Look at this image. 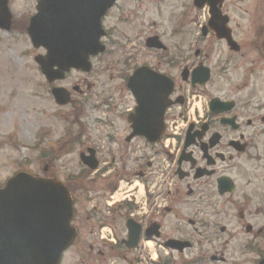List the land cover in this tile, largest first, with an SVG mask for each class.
<instances>
[{
	"label": "flooded vegetation",
	"instance_id": "obj_1",
	"mask_svg": "<svg viewBox=\"0 0 264 264\" xmlns=\"http://www.w3.org/2000/svg\"><path fill=\"white\" fill-rule=\"evenodd\" d=\"M41 2L42 0H5L6 10H4L2 19H0V31L6 34L17 35L19 39L31 45L27 29L29 28L31 19L38 14ZM61 2L63 1L50 2L55 16L52 14L48 17L43 16L39 19L38 24L39 26H50L54 20V28L67 27L66 37L61 36L55 38L52 34L49 36L43 32L44 37L41 39L50 40L49 43L56 42L57 40H70L77 44H89L91 20L95 18L90 14V11L97 13L100 4L103 3L105 5L106 0H67L64 3L65 6L62 5L59 7V3ZM120 5L124 6L126 10L120 12L119 17L132 22L130 24L128 22L121 24L127 28L122 33L124 44L129 43L135 47L142 43L145 45L152 38L159 40L163 45V50L160 51L163 53V58H161L160 63L162 70L153 66H142L151 68V72L160 73L163 77L167 76L171 78L174 88L170 99L174 102L180 101L182 102L181 105L185 106L186 103H189L191 94L195 98L201 93V87L197 85L191 86L185 79L186 77L188 79L191 72L199 65L207 67L203 62L199 61L202 58L198 56H201L202 52L200 50L195 51L194 57L196 59H192L191 54L184 55L181 61L185 64L180 66L178 78L177 76H172L165 70V68L169 67L165 56V53H167L165 35H157L151 31L154 24L148 11L149 7L153 6V11L155 9L157 12L162 13L165 11V9L162 10V6L165 7V0H115L107 12L98 20L100 22V29L104 33V35L100 36V43L105 46L103 54L107 52V42L111 39L110 33L108 32L109 27L107 28L109 24L108 20L111 18V13L115 10L118 8L124 9ZM191 5L192 8L190 7V9L192 10L190 11L194 12L197 18L199 17V21L197 20L195 22L197 31L201 32V28L203 29L204 27H222L229 29L233 36V29L230 25L232 21L228 15L230 4L228 6L226 0H223L220 4L218 0H199L197 8H195L194 0H189V6ZM58 7L65 8L67 11L66 14L59 13ZM211 8L217 15L216 20L213 22L209 20L208 16V11ZM200 13L206 14L203 19ZM199 14L200 16H198ZM262 14L263 19L260 18V24H264V12ZM95 19L97 20V16ZM186 23H184L185 26ZM261 26H263L264 30V25ZM64 33L62 32V34ZM208 39H215L214 33L211 31L207 32V36L204 38L200 36L195 38L194 44L198 45ZM259 40L258 44L256 43L259 50L253 47L254 51L257 50L258 52L254 58L264 68V34ZM242 50L243 47L239 45V52L235 54L242 55V53L240 54ZM249 50L247 48V51ZM34 51H36L35 56L40 57V60H46L48 58L47 49L41 47L34 49ZM148 51L150 53L158 52ZM247 56L248 53L247 55L241 56L244 63ZM98 57H89V60L92 62L98 60ZM74 59L78 60V57ZM79 59H84V57ZM255 65L256 63L253 65L249 64L242 70L241 85H234V82L230 83L228 95L207 98L208 100L212 98L216 100L212 106V112L204 111L199 116V119L189 117L188 121L180 111L178 112V117H183V121L186 123L183 122L181 133L176 139L175 151L170 159V163L172 164L170 172L174 177V186L169 196L168 205L170 207L165 210V219L168 216L175 215L176 218H179L180 223L174 230L171 227V230L175 232V234H172L173 236L169 237L165 233L163 239L165 242H169L171 239L188 242L190 246L183 252L173 251L167 248L168 256L166 257V264H201L206 261H208V264H257L259 260L264 258V165L249 166L251 161L264 159V91L260 95L255 92V86L252 84L254 82L252 78L256 77L257 73H262H259ZM133 71L134 69L119 71L122 73L121 86L116 87L113 91L108 90L103 96L108 101L101 106L105 109V114L122 119L126 123V111H132L131 109H134V106L129 109L125 108L124 112H121L122 107H125L121 96L126 91V94L131 98L133 103L130 93L126 90V83ZM75 73L80 72L76 71ZM70 74L65 77L64 81L68 80ZM81 84L85 83L82 80H78V83L71 87L72 89H67L70 99L68 104L69 109L66 114H61L62 121L65 123V127H67L65 129V135L67 136L69 131H73V134L70 133L69 137L77 139L78 152L87 153L88 151H92L97 160L104 153L111 160L107 163L105 169L110 170V172L100 174L101 177L106 178L105 180H99L100 178L95 175L90 176L88 172L82 174L80 178L82 180L81 182L76 180V176L73 173H67L64 179L73 201L75 214L72 225L78 233L77 244L80 246L83 244L84 235L82 228L88 234L85 238L86 255L83 254L84 257H82V261L78 262V264H138L135 260L134 252L127 250L120 242L121 234H119L116 221L118 223L119 217L122 215V208L120 205L114 206L111 204L110 195L112 190L116 188V183L118 184L120 180H147L149 174L148 169L151 165L146 164L142 159H138L139 157H137L132 162V167L124 173L118 172L119 167L114 168L116 163L115 156L121 155L123 151L127 152L126 150L130 143L134 142L137 144L138 142H142V139L134 138L130 140L131 127L128 123L123 130V134H116L117 129L111 127L113 124L111 117L103 120L104 125L110 127L109 134L105 133L103 140L121 143V145L118 143L115 147V154L112 152L113 148L109 149L107 147L101 153L99 152L100 148L98 144L94 143L92 145L89 139V136H91L89 134L90 128L89 126L88 128L86 127L85 118L81 114L86 106L83 105L81 108V104L79 103L82 102H75L73 98L74 94L83 95L87 93L84 92L83 88H80ZM89 90L90 88L87 91ZM52 104L54 108L49 111V117L52 121L56 122L58 113L56 112L57 106L53 102ZM177 107L176 104H173L169 108V111H174ZM75 110L77 111L75 115L76 120L73 118ZM79 114L82 115L80 119ZM167 117L168 113L166 112L165 121ZM69 119H71V123L67 124ZM46 128L49 132L55 134L56 126L54 124L49 123L46 125ZM85 131H88L87 137ZM38 132L41 136V133H44L41 125L38 127ZM73 143L74 141L71 142V140L62 141L61 138L59 141L57 139L54 141L51 139L46 141L40 151L44 152L46 157L52 159L49 166L44 167V171H49V167H51V170L53 169L52 165L56 157L59 156L58 152L61 154L65 153L68 156V152L71 151ZM185 145L189 146L184 149ZM146 147L147 149L149 148L148 146ZM146 154H148L147 150ZM122 166L125 169V165L123 164ZM197 170H202L198 172V175H203L201 178L195 177ZM54 176L56 175L51 174V177ZM257 178L261 180L262 185L254 186L256 184L255 179ZM220 180L224 182L221 189H219ZM127 183L130 184V182ZM103 185H106L105 196L99 193L98 195L101 197H92L89 195V192H94L98 187ZM84 188L88 196L83 194ZM79 193L82 194L83 198L79 197ZM189 199L196 201V205L199 207L204 206V208H207V211H204L206 215H201L205 218L210 216L208 219L211 220V224L208 230H205L206 227L201 223V217L197 216L198 212L196 207L192 211L194 218L189 216L191 213L184 215L179 211V206L186 204ZM88 205H91L89 209L86 208ZM78 214H81V220L85 219L82 225L79 224L81 220H79L80 216ZM220 218L231 222L229 227L225 225H219L217 227V220ZM184 221L186 226L182 223ZM199 225L203 227V231ZM144 228H147V225L143 226ZM107 229H109L110 233L106 236L103 233ZM204 230L205 235L212 238L207 250L210 252L213 251L212 253L214 254L211 253L209 256L202 251L203 246L200 237ZM217 234L226 236L227 239L226 243L219 248H217L219 244ZM143 241L142 234L137 247ZM233 241H236V243H232ZM230 243L232 244L230 252H226V248ZM166 247L171 246L168 243ZM81 248L84 249V245ZM192 250L195 251L193 256L187 257L185 253ZM236 255L239 258H235Z\"/></svg>",
	"mask_w": 264,
	"mask_h": 264
},
{
	"label": "rangeland",
	"instance_id": "obj_2",
	"mask_svg": "<svg viewBox=\"0 0 264 264\" xmlns=\"http://www.w3.org/2000/svg\"><path fill=\"white\" fill-rule=\"evenodd\" d=\"M226 4H228V6L230 4L228 15L232 21L230 25L233 29V38L243 47L240 54L247 55L248 53L245 63L241 57L242 55H236L234 52L229 51L228 46H226L224 42H220L216 39H208L198 45L194 44L195 38L200 36V32L195 28V22L197 20L199 21V17L197 18L196 15H194L195 13L190 11L192 9H190L189 0H165V7L162 6V10L165 9V11L162 13L157 12L155 9L153 11V6L148 9L150 13L149 16L153 19L154 24L151 31L157 35H165V46L167 47L165 56L166 61L169 63V67L165 68V70L169 74L177 76L178 78L179 68L185 64L181 61L184 55L191 54V58L194 59V52L196 49L202 52L201 56H198L202 58L199 61L203 62L204 65L211 69L212 76L210 83L201 89L199 97L194 98L193 101L190 102L191 105H189V107L188 105L183 107L186 117L190 116L192 118L196 116L198 118L201 114V107L202 111L206 109L205 100H207V98L228 95L231 82H234V85H241L243 76L242 70L249 64L253 65L256 63L255 66L257 70L259 73L262 72L261 74L257 73L256 77L252 78L255 92L261 95L262 91H264V68L263 65L254 58V56H257V50H259L256 43L258 44V40L262 38L264 34L262 33L264 31L263 26H261L264 24H260L259 22L260 18L263 19L262 12H264V0H226ZM121 7L124 9L118 8L111 13L112 15L107 25V28L109 27L108 32L111 36V39L107 42V52L101 59L92 62L91 73L86 75L73 72L69 75L68 80L59 83L62 87L67 89L76 85L78 80H82V82L85 83L81 84L80 88H83L84 92L87 93L83 95L74 94L73 98L75 102L77 100L82 102L79 103L81 104V108L83 105L86 106L81 114L85 118L86 127L88 128L89 126L90 128L89 134L91 136H89V139L92 145L94 143L98 144L100 148L99 152L101 153L108 147L109 149L113 148L112 152L115 154V147L119 143L103 140V135L105 133L109 134L110 132V127H106L103 120L111 116L105 114V109L100 106V103L104 99H107L105 97L103 98V96L108 90L113 91L116 87L121 86L122 73L119 71L130 70L135 67H140L141 65L153 66L162 70L160 65L161 58H163L162 52L150 53L148 51L149 49L145 48L144 43L135 47L129 43L124 44L122 33L125 32L127 28L121 24L127 22L130 24L132 22L128 19L119 17L120 12L126 10L124 6ZM200 14L202 19L206 15L204 13ZM200 14L198 16H200ZM126 15L128 16L127 13ZM185 22H187L186 26L184 25ZM16 39L17 40H13L10 34L7 35L0 31V187H3L10 177L20 171H25L40 177L49 176L51 172L61 181H64L67 173H73L76 176V180L81 182L82 180H80V177L83 173L80 174L82 167L79 161L80 152L76 150L78 141L74 137L73 139L69 137V134H73V131H69L68 135L64 136L67 127H65V123L62 121L63 119L61 117V114H66L69 105L57 107L56 112L58 113L56 122L50 119L49 111L54 107L50 100L49 87L33 60L36 51L22 39H18V37ZM116 44L120 45L118 46ZM253 47L257 48V50L254 51ZM247 48L250 50L247 51ZM254 60H256V62H254ZM89 88L90 90L87 91ZM85 96L88 97L87 100L82 99ZM121 97L125 107H122L120 111L124 112L125 108L129 109L133 104L131 98L126 94V91ZM107 101L102 102V104L104 105ZM192 106L193 110H190ZM78 110H80V108H78ZM76 112L75 110L73 114L74 120H76ZM82 115H78L79 119ZM175 115H178V113L175 112ZM111 118L113 121L111 127L117 129L116 134H123L124 128L128 125L126 121L115 117ZM49 123L56 126L55 134L49 132L46 128V125ZM70 123L71 119H69L67 124ZM39 125L44 129V133H41L42 139L37 135ZM87 133L88 131H85L86 137ZM60 138H64L66 141H75L76 146L71 149L68 156L65 153L61 154L58 152L59 156L56 157L52 165L53 169L51 170V167H49V171H44V167L46 165L49 166L52 158H43L46 154L41 152L40 149L44 147L46 141L49 139L53 141L57 139V141H59ZM39 142L40 146H37L36 143ZM119 144L121 145V143ZM159 148L160 147L154 149V155L151 157L154 159V162L152 161L154 167L149 170L152 174V185L154 186L156 184L155 187L165 185V174H167L169 168L167 162V157L169 155L166 154V151L165 155L161 154V149ZM136 150L135 143H130L126 150L127 152L123 151L121 155L115 156V167L120 168L118 172L124 173L132 167V162L137 159V156H140ZM99 160L101 163L100 167H102L104 164L103 162L107 164L110 161V157L103 153L99 157ZM123 164L125 165V169L122 168ZM251 165L262 166L264 165V159L251 161L249 166ZM160 172H162L163 176L160 175ZM105 179L106 178L99 180ZM255 181L256 184L254 186L263 184L258 178L255 179ZM132 183L135 184V189L130 192L134 191V194L139 200L137 191L138 185H141L143 182L135 179ZM119 188L121 189L123 198L130 194V192H128L129 189L126 188L124 184L119 185ZM105 191L106 185H103L94 191L96 192L95 194L94 192H89V195L92 197H101L98 193L105 196ZM83 194L87 195L85 188ZM169 196L170 193L165 198V201L168 200ZM79 197L83 198L81 193H79ZM130 198L135 201L134 197ZM114 201L116 200L112 199L111 202ZM162 202L161 200L159 201L158 205H160V207L156 209L158 214L154 212L146 219L147 221L151 220L161 224V241L165 233L169 237L173 236L172 234H175V232L171 230V227L174 230L180 223L178 220L179 218H176L175 215L168 216L165 219L166 214ZM90 206L91 205H88L86 208L89 209ZM101 206L103 207L102 203ZM195 207L198 212L197 216L201 217V223L206 227L205 230H208L211 220L208 219L210 216L207 218L204 217L206 215L204 211H207V208H204V206L199 207L196 205V201H191V199H189L186 204L180 205L178 209L184 215L191 213L189 216L194 218L192 211ZM79 211L81 210L79 209ZM141 211H144V209ZM175 214L177 213L175 212ZM78 215L80 216L79 220H81V214ZM84 220L85 219L81 220L79 224H84ZM185 221L182 222L184 226H186ZM230 224L231 222L223 218L217 220V227L219 225L229 227ZM116 226L119 228L120 237H122L124 235V216L121 215L119 217L118 223L116 221ZM199 227L203 231V227L201 225H199ZM205 230L200 240L203 246L202 251L209 256L213 251H208L207 247L212 238L205 235ZM82 232L84 235L82 242L84 249L81 248L82 245L75 244V246L71 247L65 254L63 264H78V262L82 261V257H84L83 254L86 255L87 248L85 238L88 234L83 228ZM217 235L219 238L217 248H219L226 243L227 239L226 236ZM232 243H236V241ZM160 245L161 243L157 242L150 244L149 247L153 246L158 254H163V250L158 248ZM231 246L232 244L230 243L226 248V252H230ZM193 253H195V251L192 250L187 251L185 254L187 257H191ZM235 258H239V256L236 255ZM201 264H208V261L202 262Z\"/></svg>",
	"mask_w": 264,
	"mask_h": 264
},
{
	"label": "water",
	"instance_id": "obj_3",
	"mask_svg": "<svg viewBox=\"0 0 264 264\" xmlns=\"http://www.w3.org/2000/svg\"><path fill=\"white\" fill-rule=\"evenodd\" d=\"M60 1L64 0H43L42 7L49 8L50 2ZM114 1L106 0L105 5L100 4L97 13L90 11L95 18L97 16V20L95 18L91 20L90 44L82 45L73 42L62 44L58 40L51 45L42 44L49 50L58 46L62 48L58 49L62 55L54 52L51 60L38 62L48 82L62 80L64 73L71 68L89 71L90 64L86 59L75 61L71 59V56L80 55L86 58L87 54L95 55L102 51L98 44L99 37L102 35L99 33L100 29L98 31L100 28L98 20ZM198 1L195 0V3L197 4ZM65 2L59 3V7L65 6ZM62 11L63 9L59 8L58 12ZM211 14L214 18V12ZM213 30L219 39H224L231 49L237 50L226 29L214 28ZM57 36L59 38L62 35ZM32 40L34 47L40 45L36 43L34 35ZM147 46L161 47L154 39L147 42ZM82 47L85 53L79 52ZM54 67H56L55 70ZM196 72L199 73V84L204 85L209 78V71L200 68ZM129 88L138 103L136 114L132 117L133 128L138 135L148 136L147 140L155 144L164 129L162 119L168 106L167 98L171 93L172 83L166 78L164 81L162 77L152 75L146 69L140 68L130 78ZM52 94L59 105L67 103L68 97L63 89H53ZM213 104L214 101L210 103V109ZM81 161L92 170L96 168L97 163L93 156H81ZM72 215L68 192L60 182L35 178L25 173L16 174L7 181L3 189H0V264H57L63 251L75 238V231L69 226ZM127 228L128 240L135 244L140 235V227L128 221ZM145 236L147 239L152 236L159 237L158 226L153 225L147 229ZM259 264H264V259Z\"/></svg>",
	"mask_w": 264,
	"mask_h": 264
},
{
	"label": "bare ground",
	"instance_id": "obj_4",
	"mask_svg": "<svg viewBox=\"0 0 264 264\" xmlns=\"http://www.w3.org/2000/svg\"><path fill=\"white\" fill-rule=\"evenodd\" d=\"M119 195H117V197H118Z\"/></svg>",
	"mask_w": 264,
	"mask_h": 264
}]
</instances>
